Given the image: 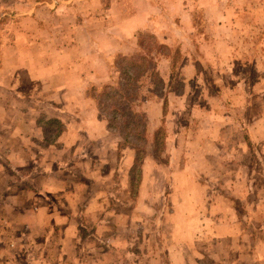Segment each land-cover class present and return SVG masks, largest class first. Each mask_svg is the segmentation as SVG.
I'll use <instances>...</instances> for the list:
<instances>
[{"label": "rangeland", "instance_id": "obj_1", "mask_svg": "<svg viewBox=\"0 0 264 264\" xmlns=\"http://www.w3.org/2000/svg\"><path fill=\"white\" fill-rule=\"evenodd\" d=\"M11 1L4 0L3 5ZM83 1L61 0L60 5L54 0L51 5L57 4V8L51 15L40 8L34 17L48 18L51 26L44 31L61 35L70 32L78 16L105 18L96 23L105 31L108 18L121 28L131 12L149 15L147 29L136 34L137 52L129 55V48L116 41L119 48H127V54L110 55L108 80L87 91L97 104L100 100L111 106L121 100L122 94L120 102L129 100L123 81L116 82L123 75L120 68H129V58L138 53L135 59L139 62L132 68H144L146 72L137 80L136 94L133 88V108L141 115L130 128L129 114L124 115L118 128H109L111 133L102 138L107 149L100 155L85 138L83 144L91 148L79 155L87 162L81 161L80 167L61 170L52 152L42 153L40 160L47 163V171L71 173L75 179L88 181L89 187L77 202L50 196L54 200L49 201V212L58 209L55 217L37 218L35 210L25 209V215L19 218L23 223H15L7 209L11 198L5 204L0 200V264H134L141 257H146V262L167 264L173 222L190 214V193L195 192L191 182L195 179L207 184L211 192L222 189L227 193L235 191L238 183L254 179L241 198L247 207L245 220L248 225L264 226V0H96L94 5L91 0ZM153 2L158 7L147 12L146 5ZM28 10L0 8V43L3 36L14 32L11 21ZM108 35L101 34V40L108 41ZM142 53L147 55L146 61L140 58ZM162 58L170 59L169 76L163 73L167 64L159 63ZM186 68H195L196 73L189 76ZM114 83L120 90L108 88ZM109 90L112 94L107 98ZM157 98L163 101L166 117L149 121L143 104ZM150 112L157 114L152 108ZM154 123H159L156 129ZM62 128L55 120L46 123L41 142L56 141ZM156 130L161 135L157 142ZM143 134L147 142L139 153ZM129 136H135L132 147ZM28 169L0 173V182L3 177L7 180L0 189L9 186L13 195L34 189L42 176L39 174L37 183L34 180L31 184L30 177L20 176ZM95 180L100 183L92 184ZM71 213L74 235H68L62 222L69 221ZM260 229L262 237L248 226L244 233H236L233 244L227 247L235 249L238 244L248 246L251 242V246L255 243L264 251V227ZM221 235L233 233L221 230L214 238L220 240ZM75 242L90 253L72 257ZM200 251L204 255L202 245ZM181 252L185 257L192 256L193 247H184Z\"/></svg>", "mask_w": 264, "mask_h": 264}, {"label": "crops", "instance_id": "obj_2", "mask_svg": "<svg viewBox=\"0 0 264 264\" xmlns=\"http://www.w3.org/2000/svg\"><path fill=\"white\" fill-rule=\"evenodd\" d=\"M3 1L0 0L1 9H29L21 12L19 19L11 21L14 32L3 36L5 39L2 38L0 43V173L4 174L6 169L11 173L12 168L29 167L24 173L26 175L20 173V176L30 177L31 184H35L34 180L37 183L39 174L42 176L40 184L25 193L13 195L8 186L3 188L6 191L3 197V189H0V200L3 204L11 198L6 204L8 211L13 213L15 223H23L19 218L25 215V209L31 212L35 210L37 218L39 215L46 218L55 217L58 209L53 208L49 212L52 208L49 201L54 200L50 199V196L62 201L66 199L70 203L77 202L79 195L84 196L83 192L90 184L88 181L75 179L71 173H50L46 169L47 163L40 160V157L42 153L52 152V159H57L59 168L69 170L74 166L80 167L82 160L79 155L85 153L86 148H91L83 144L85 138L93 143L92 150L95 154L100 155L107 149L102 138L111 133L108 120L87 91L90 86H101L108 80L111 72V68H108L110 55L121 52L127 54V48H119L116 41H121L119 45L129 48V55L137 52L139 45L136 42V34L142 29H147L149 15L139 11L131 12L120 25L121 28L114 23L113 18H108L106 21L109 28L105 31L100 30L101 24L96 25L105 18L99 17L102 19L100 21L95 15H88L86 18L78 16L71 24L70 32L67 30L59 35L44 31L51 26L48 18L34 17L35 12L39 15L40 8L47 9L51 15V10L57 8V4L51 5L54 0H12L6 6ZM95 1L91 0L93 5ZM58 3L61 5V0H58ZM110 4L113 6V3ZM156 7L157 4L150 3L146 5V11L151 12L150 8ZM105 32L109 33L108 41L100 38ZM162 62L168 67L163 69V73L169 76L170 59L162 58L159 63ZM186 69L187 74L190 73L189 76L194 75V71L196 73L195 68ZM161 100L149 99L143 104L149 121L159 122L166 117ZM151 108L155 109L157 114H152ZM53 120L63 126L62 131L56 141L44 144L41 139L46 134V123ZM158 126L159 123H154L152 127L156 129ZM84 162L86 161H82ZM1 180L6 182H0V188L7 184L4 177ZM253 180L247 179L243 184L238 183L241 185H235V191L231 189V193L222 189L211 192L209 186L205 183L202 185L199 179L191 182L195 192L190 193V214L185 219L173 222L167 264H264V251L255 243L252 246L251 242L248 246L238 244L235 249L227 247L233 244L231 239L235 240L236 233H244L248 226L255 234L258 230L262 237L260 228L263 229L264 226H252L251 222L247 224V215L244 213L247 207L241 200L244 192L249 191ZM99 183L100 180L92 182L94 185ZM209 197H213V200ZM234 211L237 214L232 221L231 215ZM73 218L72 214L69 221L62 220L67 226L68 235L75 234ZM221 230L230 231L233 235H221L220 240L215 239ZM201 245L205 249L204 255L200 251ZM184 247H193V255H181V249ZM72 249L71 255L74 258L82 252L90 253L86 252L85 246L80 247L77 242ZM145 259L146 257L138 258L134 264H160L159 261L146 262Z\"/></svg>", "mask_w": 264, "mask_h": 264}, {"label": "trees", "instance_id": "obj_3", "mask_svg": "<svg viewBox=\"0 0 264 264\" xmlns=\"http://www.w3.org/2000/svg\"><path fill=\"white\" fill-rule=\"evenodd\" d=\"M137 55H138V53L135 54L134 56H132L131 58H129V68H120V74H123L124 76L122 75L120 78L121 80L116 82V83H122V81H123L122 88H124V90H125V87H126V90H129V95H125V96L129 97V100H127L123 103L120 102V101H122L123 94L121 95V100H118L119 102L114 103L111 106L103 105V102L98 100L99 104H97V105H98L100 111L103 113V115H105V117L107 118L108 126L110 129L118 128L117 124L120 123L122 118L124 117V115H127V114H129V128H130L133 125V123H137V122H134L135 120H137L136 117H139L141 115L140 112H137L133 108V105H134L133 103L136 100V97L133 94V88L135 86L134 93L136 94V92H137V85H136L137 80L142 74H144L146 72V70H144V68H140V69L139 68H132L136 62H139L137 59H135V57H138ZM139 56L144 61H146L148 59L147 55L144 53H142ZM138 69H139V72H137ZM151 69L154 70L155 68H151ZM116 83L108 86V88L111 87V88H116L117 90H120L119 84H116ZM111 94H112V92H110V90H109V92H107V94L105 96H107V98H109V96ZM112 97H114V96H112ZM96 98H98V97H96ZM142 117L144 118L143 115H142ZM141 122H142V120L139 119V124H141ZM139 124H136V127H139ZM154 134H155L156 142H157V140L160 139V137H161L159 130H156ZM129 135H130V133H129ZM142 137H143L144 141H143V144L141 145L142 150H140L139 153H142L143 148H144V144L147 142V138L145 137V134H143ZM135 143H136L135 142V136H129V144L131 145V147ZM137 159H139V157ZM133 171H135V170H133Z\"/></svg>", "mask_w": 264, "mask_h": 264}]
</instances>
